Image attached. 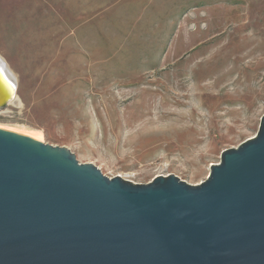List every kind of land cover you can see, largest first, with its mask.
I'll list each match as a JSON object with an SVG mask.
<instances>
[{
  "label": "rangeland",
  "instance_id": "rangeland-1",
  "mask_svg": "<svg viewBox=\"0 0 264 264\" xmlns=\"http://www.w3.org/2000/svg\"><path fill=\"white\" fill-rule=\"evenodd\" d=\"M0 57L1 129L132 184L204 182L264 115V0H0Z\"/></svg>",
  "mask_w": 264,
  "mask_h": 264
},
{
  "label": "water",
  "instance_id": "water-1",
  "mask_svg": "<svg viewBox=\"0 0 264 264\" xmlns=\"http://www.w3.org/2000/svg\"><path fill=\"white\" fill-rule=\"evenodd\" d=\"M0 264H264V115L198 185L108 178L0 128Z\"/></svg>",
  "mask_w": 264,
  "mask_h": 264
},
{
  "label": "bare ground",
  "instance_id": "bare-ground-1",
  "mask_svg": "<svg viewBox=\"0 0 264 264\" xmlns=\"http://www.w3.org/2000/svg\"><path fill=\"white\" fill-rule=\"evenodd\" d=\"M13 77L14 76L12 75L9 67L7 66L5 61L0 57V79H1L0 88H4V89L7 88L8 87V83L10 81H12ZM3 128H5V127H3ZM7 130H8V128H7ZM13 131H15V130H13ZM15 132L19 133L20 131H15ZM29 135H34L35 137H37V138H39L41 140V136H40L39 133H37V134H33V133L30 134L29 133Z\"/></svg>",
  "mask_w": 264,
  "mask_h": 264
}]
</instances>
